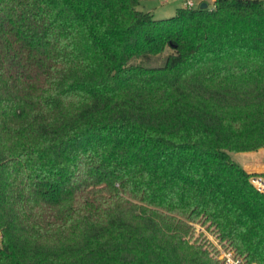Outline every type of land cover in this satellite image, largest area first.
<instances>
[{
	"label": "trees",
	"instance_id": "trees-1",
	"mask_svg": "<svg viewBox=\"0 0 264 264\" xmlns=\"http://www.w3.org/2000/svg\"><path fill=\"white\" fill-rule=\"evenodd\" d=\"M143 1L0 0V264H264V1Z\"/></svg>",
	"mask_w": 264,
	"mask_h": 264
},
{
	"label": "rangeland",
	"instance_id": "rangeland-1",
	"mask_svg": "<svg viewBox=\"0 0 264 264\" xmlns=\"http://www.w3.org/2000/svg\"><path fill=\"white\" fill-rule=\"evenodd\" d=\"M185 1L186 0H145L139 5V8L145 11L150 10L156 18L169 17L175 13L178 7L183 6ZM191 1L193 3L192 7L194 8L200 7L202 3H205L207 8H212L213 6V0ZM258 149H264V147H259ZM230 156L233 160L239 163L245 156H247V154L243 153V151H238L230 152ZM91 190L92 187H89V191ZM192 225L194 227L192 231V238L198 240V242H203L205 247L208 246L210 253L220 259L224 264H245L244 259L234 257L230 251L225 249L222 244L218 242L215 235L210 231V228L206 227L207 224H201L197 222L192 223Z\"/></svg>",
	"mask_w": 264,
	"mask_h": 264
},
{
	"label": "crops",
	"instance_id": "crops-1",
	"mask_svg": "<svg viewBox=\"0 0 264 264\" xmlns=\"http://www.w3.org/2000/svg\"><path fill=\"white\" fill-rule=\"evenodd\" d=\"M187 1L191 0H186L183 6H186ZM148 11L151 12L150 10ZM243 153H246L247 156H245L239 164H241L248 173H264V149L243 151Z\"/></svg>",
	"mask_w": 264,
	"mask_h": 264
},
{
	"label": "built area",
	"instance_id": "built-area-1",
	"mask_svg": "<svg viewBox=\"0 0 264 264\" xmlns=\"http://www.w3.org/2000/svg\"><path fill=\"white\" fill-rule=\"evenodd\" d=\"M186 6L191 7L192 6V2L191 1H187ZM251 183L254 185V187L264 193V173H255L252 174L251 178ZM230 261V260H228Z\"/></svg>",
	"mask_w": 264,
	"mask_h": 264
},
{
	"label": "water",
	"instance_id": "water-1",
	"mask_svg": "<svg viewBox=\"0 0 264 264\" xmlns=\"http://www.w3.org/2000/svg\"><path fill=\"white\" fill-rule=\"evenodd\" d=\"M204 7H206V4H205V3H202V4L200 5V8H204Z\"/></svg>",
	"mask_w": 264,
	"mask_h": 264
}]
</instances>
